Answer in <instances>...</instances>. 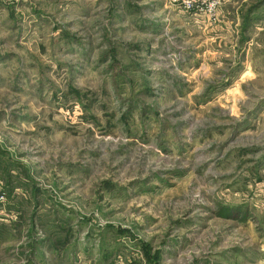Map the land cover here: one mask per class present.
<instances>
[{"label":"rangeland","instance_id":"rangeland-1","mask_svg":"<svg viewBox=\"0 0 264 264\" xmlns=\"http://www.w3.org/2000/svg\"><path fill=\"white\" fill-rule=\"evenodd\" d=\"M0 2V264H264V0Z\"/></svg>","mask_w":264,"mask_h":264},{"label":"crops","instance_id":"crops-1","mask_svg":"<svg viewBox=\"0 0 264 264\" xmlns=\"http://www.w3.org/2000/svg\"><path fill=\"white\" fill-rule=\"evenodd\" d=\"M257 152H259L261 154V156L258 159H256V162H255L257 164L256 168H253V171L250 172V174L248 172H246L247 173V176L246 177H240L238 179L236 177H232L231 176V179L230 180L233 179V182L232 183L230 182V185H229V187L231 189L234 188V190H237L242 185V184H239V180H242V183L245 184L244 185V188L245 189H248V184L251 183L253 180L254 181H259L260 180V177H261L260 174H261L262 170L264 169V150H257ZM256 173H257V176H254ZM234 199H236V198H234ZM245 201L246 200H244V202ZM229 211H230V208H229ZM220 218H225L226 219V217H224V216L223 217L220 216Z\"/></svg>","mask_w":264,"mask_h":264},{"label":"built area","instance_id":"built-area-1","mask_svg":"<svg viewBox=\"0 0 264 264\" xmlns=\"http://www.w3.org/2000/svg\"><path fill=\"white\" fill-rule=\"evenodd\" d=\"M256 187H258L259 192L264 196V169L261 172V179H260V181ZM4 200H5V198L3 196H0V202H2Z\"/></svg>","mask_w":264,"mask_h":264}]
</instances>
